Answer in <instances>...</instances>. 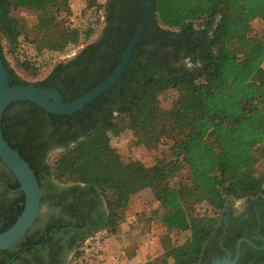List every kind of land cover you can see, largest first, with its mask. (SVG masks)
I'll list each match as a JSON object with an SVG mask.
<instances>
[{
  "label": "trees",
  "instance_id": "16d2710c",
  "mask_svg": "<svg viewBox=\"0 0 264 264\" xmlns=\"http://www.w3.org/2000/svg\"><path fill=\"white\" fill-rule=\"evenodd\" d=\"M69 1L0 0V58L11 86L53 84L66 102L75 101L116 69L123 57L116 47L127 49L146 8V0H107L100 29L93 34L69 23ZM151 1L148 27L185 41L144 34L135 50L139 55L134 54L131 61L136 68L126 70L120 82L84 112L60 117L68 120L64 127L80 126L74 145L41 164L31 135L28 140L22 135L26 117L34 121L41 112L46 114L32 103L12 104L8 108L11 117H3L2 128L3 132L14 130L4 138L29 163L41 187L79 190L83 186L100 194L107 207L103 228L115 232L122 218L123 205L107 200L108 190L120 188L129 197L151 190L155 204L143 216L162 232L163 254L146 264H200L228 199L264 196V33L257 36L252 28L255 20L264 24V0ZM21 13L34 15L37 23L30 28L18 16ZM83 39L80 49L56 60L45 75L35 74L32 81L24 80L7 60L22 41L33 45L38 55H55ZM183 52L191 66L179 63ZM23 67L35 70L32 64ZM80 79L85 85H79ZM169 91L177 96L165 110L159 97ZM20 109L21 116L17 114ZM57 123L53 122L54 132L61 131ZM128 126L141 132L161 128V135L168 133L172 158L151 167L125 166L110 135ZM24 199L16 202L6 218L1 214L0 233L15 224L23 211L19 202ZM93 232L82 238V244ZM0 263L5 264L4 260Z\"/></svg>",
  "mask_w": 264,
  "mask_h": 264
},
{
  "label": "flooded vegetation",
  "instance_id": "af4514ba",
  "mask_svg": "<svg viewBox=\"0 0 264 264\" xmlns=\"http://www.w3.org/2000/svg\"><path fill=\"white\" fill-rule=\"evenodd\" d=\"M142 21L138 24L137 30ZM150 24H152L151 19L147 24V31L144 34L149 33L155 36H161L166 40L179 42L185 41L184 38H171L160 35L154 26H152V28L148 27ZM153 29L156 33L152 32ZM198 36L199 34H196L194 37L197 38ZM202 39H204V36ZM100 40L101 36L96 42ZM139 42H141V39ZM138 44L135 50L138 48ZM196 44H201V42L197 40ZM150 46H147L148 49H150ZM190 48L193 50L195 49L194 46H190ZM116 49L119 53H122L123 56L124 52L127 50L124 51L120 49L119 44ZM135 50L132 54L131 61L135 54ZM171 50L172 49L170 48L168 51ZM103 51L104 48L102 47L101 52H98V55H102ZM112 57V54L109 55V60L112 59ZM179 57V63L181 64L190 62V59L186 58L185 52L181 53ZM131 61L129 68H136V66L131 65ZM151 65L152 64H149L147 69H149ZM137 70H139V68H137ZM111 74H108L106 79ZM120 79L114 86L120 82ZM60 80L61 79H58V82ZM88 82L90 84L92 81L88 80ZM59 83H61V81ZM78 83L81 86L85 85L84 81L81 79L78 80ZM35 86L42 89L57 91L63 98L65 104L74 102H66L63 94L53 84L47 87H42L40 84L35 83ZM71 90L72 89H69L70 92ZM88 92L84 93V95ZM47 97L52 100L49 95ZM93 102L90 104H94ZM84 110L80 112H84ZM77 113L72 116H63L48 112L43 114L41 112L40 115L37 116L38 120L33 121L29 116L25 118L26 124L23 127L22 135L26 137V140H28V137L31 135L30 140H33L35 146H37L35 154L38 159H40L41 164H44L53 154L64 150L70 145H74V138L80 135L82 130L78 124L73 123L72 125L74 127H64L67 125L66 122L68 120L60 117H74ZM115 115H117V113ZM4 117H11L10 109L5 112ZM57 119H59V121ZM54 121L58 122L57 124H60V132H54L52 128ZM33 129H35L34 134L32 133ZM7 134L11 137V135L14 134V130L9 131L5 128L3 135L7 136ZM46 181L47 178L44 180V183H46ZM17 184L19 183L15 176L0 159V216L3 214V217L6 218V216L13 210L16 202L24 196V193L19 190L20 185L17 186ZM72 187L74 186L41 187V210L34 225L15 246L4 250L7 252L0 254V261L4 260L5 264L70 263L73 255L82 244V238L88 236L91 230L95 232L98 228L105 227L107 217V207L100 194L96 191L86 190L83 186H81L82 188L79 190H76L75 188L72 189ZM19 205L23 207L24 203L19 202ZM224 258H237L238 264H264V196L261 198H245L239 201H235L233 198L228 199L226 207L220 215L217 230L213 233L212 238L206 244L200 264H211L216 259Z\"/></svg>",
  "mask_w": 264,
  "mask_h": 264
},
{
  "label": "rangeland",
  "instance_id": "374dc122",
  "mask_svg": "<svg viewBox=\"0 0 264 264\" xmlns=\"http://www.w3.org/2000/svg\"><path fill=\"white\" fill-rule=\"evenodd\" d=\"M107 0H70L69 23L82 32L91 30L96 34L104 18ZM30 28L37 23V18L32 14H18ZM253 32L257 36L264 33V24L261 20L252 22ZM85 44L81 40L77 46H69L65 52L52 55V53L37 54L33 45L21 42L16 53L7 55L11 67L17 69L26 81L35 79V74L41 77L47 73L51 65L60 58L71 56ZM25 64H32L35 70H26ZM188 66H191L190 63ZM176 92L169 91L159 97L163 109L168 110L176 99ZM23 110L18 115H23ZM157 128L151 132H141L129 126L120 134H111V145L114 147L123 164L134 167L139 163L147 167L153 166L162 159L172 158L170 147L172 140L166 133ZM159 138V140L157 139ZM106 199L122 203L120 210L122 218L118 221L116 231L109 228H100L87 237L84 243L73 255L69 264H143L148 261L158 260L162 254V232L160 229L147 223L143 214H149V207L154 205V193L144 190L131 197L122 189L112 188L106 192ZM105 206L106 200L104 199ZM176 240V236H171Z\"/></svg>",
  "mask_w": 264,
  "mask_h": 264
},
{
  "label": "water",
  "instance_id": "95a60500",
  "mask_svg": "<svg viewBox=\"0 0 264 264\" xmlns=\"http://www.w3.org/2000/svg\"><path fill=\"white\" fill-rule=\"evenodd\" d=\"M153 13L151 0H146V10L143 21L138 27L137 32L130 41L124 56L115 71L96 88L77 99L76 101L65 104L63 98L55 90L39 88L33 84L11 86L7 69L0 58V159L2 163L15 176L20 191L24 193L25 202L23 211L17 218L15 224L0 233V251L10 249L15 246L34 225L40 210L42 191L40 183L29 163L26 162L17 150H14L3 135V117L8 108L14 103L30 102L48 113L72 116L83 111L84 108L92 103L98 96L108 91L114 86L125 71L130 67L132 54L147 31V24L150 22ZM152 32L156 33L153 29ZM50 96V100L47 96ZM211 264H238L237 258L216 259Z\"/></svg>",
  "mask_w": 264,
  "mask_h": 264
},
{
  "label": "crops",
  "instance_id": "0c3cea01",
  "mask_svg": "<svg viewBox=\"0 0 264 264\" xmlns=\"http://www.w3.org/2000/svg\"><path fill=\"white\" fill-rule=\"evenodd\" d=\"M143 264H145V263H143Z\"/></svg>",
  "mask_w": 264,
  "mask_h": 264
}]
</instances>
